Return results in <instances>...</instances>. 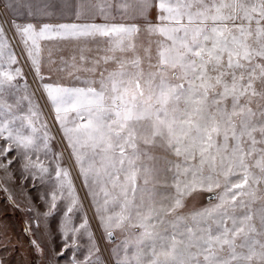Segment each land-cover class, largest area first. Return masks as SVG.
<instances>
[{
	"label": "snow or ice",
	"instance_id": "obj_1",
	"mask_svg": "<svg viewBox=\"0 0 264 264\" xmlns=\"http://www.w3.org/2000/svg\"><path fill=\"white\" fill-rule=\"evenodd\" d=\"M0 141L67 193L52 264H264V0H0Z\"/></svg>",
	"mask_w": 264,
	"mask_h": 264
},
{
	"label": "rangeland",
	"instance_id": "obj_2",
	"mask_svg": "<svg viewBox=\"0 0 264 264\" xmlns=\"http://www.w3.org/2000/svg\"><path fill=\"white\" fill-rule=\"evenodd\" d=\"M10 37L11 33H9V38ZM28 82L34 87L32 77L28 76ZM44 103V100H40V104L42 106ZM43 112V119L48 120L49 124L51 125V116L49 114L50 110L45 107L43 108ZM52 132L56 135V141L53 142V151L63 152V166L67 167L70 171L71 178L76 189V194L82 201H84V212L89 218L93 233L99 240L101 234L100 229L98 228L96 220L93 218L92 211L88 207V201L85 199L86 190L84 189L81 180L78 179V170L74 164V161L69 159L68 151L65 150V146L59 142L60 137L56 132V129L52 128ZM2 143L3 142L0 141V144ZM18 169V165L15 167H10L11 179L5 180V184L9 187L10 191H8V189L6 191L1 186L0 182V192L10 204L15 206L14 210L16 211L15 213L13 212L11 214L7 213L5 218L0 220V232L8 230L9 233L7 235L9 238H12L10 241L15 244V250H13L12 255L10 253L6 255V251L3 250L4 259L7 260L9 264H36L37 253L35 248L30 245V250L28 251V240H31L32 236L30 232L28 233L24 231L25 228H28V225H31L34 229V237L38 238L45 248V252L47 254L45 259L46 264H48L52 260V249L59 248L61 243L59 227L63 219V212L66 210L68 196L67 193H65L64 198L58 199L57 209L53 211L52 215L45 218L43 214L49 211V203L51 200L50 193L53 191L55 186L54 174L51 179H46L44 182H41L39 179L32 180L31 177L25 179L23 176H21ZM208 199L209 194L202 193L199 198L190 202L189 207H199L206 205L208 203ZM29 208L32 210L28 211ZM83 215V213H77L74 216V222L79 224L83 218ZM37 224H39L41 230L47 227L51 235L43 237L41 235V231L37 230ZM43 238L47 239L48 243H46ZM81 243L86 244V238L81 240ZM101 247L102 249L106 247L104 241H101ZM105 255H107L106 252ZM65 258L64 264H69L71 255H67ZM79 258L82 259L83 257L80 255Z\"/></svg>",
	"mask_w": 264,
	"mask_h": 264
},
{
	"label": "crops",
	"instance_id": "obj_3",
	"mask_svg": "<svg viewBox=\"0 0 264 264\" xmlns=\"http://www.w3.org/2000/svg\"><path fill=\"white\" fill-rule=\"evenodd\" d=\"M2 171L3 170L0 169V174H1L2 178L4 180H6V179L8 180L9 179L8 178V174L7 173H4ZM17 192H16V194H17ZM14 207L15 206L12 205V204H10L9 201L7 199H5V197L0 192V220L2 218H5V216L7 215V213H9V214H11L13 212L15 213L16 211L14 210ZM6 232H7V234L9 233L8 230ZM10 239H12V238H10ZM43 239H44V241L46 243H48L47 239H45V238H43ZM29 241H30V239L28 240V251L30 250V243H29ZM5 243H7V242H5ZM13 250H15V244L13 242H11L10 245H8V248H7V251H6V255L8 253H10L12 255L13 254ZM55 250L58 252L60 250V247L59 248H56ZM67 255H69V256L71 255V258H72V253L71 252L65 253V255H64L63 258H59V264H64V259H66L65 257H67ZM78 255H79V253H78ZM0 256H3V258H4V254H3V250L2 249H0ZM71 258H70V260H71ZM48 264H52V260Z\"/></svg>",
	"mask_w": 264,
	"mask_h": 264
},
{
	"label": "built area",
	"instance_id": "obj_4",
	"mask_svg": "<svg viewBox=\"0 0 264 264\" xmlns=\"http://www.w3.org/2000/svg\"><path fill=\"white\" fill-rule=\"evenodd\" d=\"M11 38V37H10ZM13 44H15V41H13ZM21 64H22V67H24V71L27 73L28 72V69H27V66H25L24 64H23V61L21 62ZM28 76H30L31 77V75L29 74ZM2 187H4L5 189H6V191H7V187L5 186V184H3L2 183ZM12 196V195H11ZM29 226H31V225H28V227ZM32 230H33V232H34V229H33V226H31L30 227ZM33 232H30V234H31V238H35L34 236H33ZM29 233V232H28ZM36 253H37V257H36V264H46V259H45V257L47 256H41L40 255V253L39 252H37L36 251Z\"/></svg>",
	"mask_w": 264,
	"mask_h": 264
},
{
	"label": "bare ground",
	"instance_id": "obj_5",
	"mask_svg": "<svg viewBox=\"0 0 264 264\" xmlns=\"http://www.w3.org/2000/svg\"><path fill=\"white\" fill-rule=\"evenodd\" d=\"M10 186V185H9ZM15 196V195H14Z\"/></svg>",
	"mask_w": 264,
	"mask_h": 264
}]
</instances>
